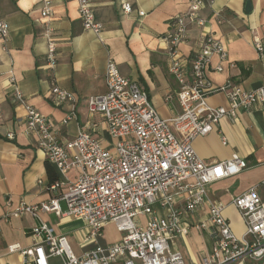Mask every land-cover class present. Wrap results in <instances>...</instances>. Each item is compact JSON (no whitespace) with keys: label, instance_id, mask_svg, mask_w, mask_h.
<instances>
[{"label":"built area","instance_id":"obj_1","mask_svg":"<svg viewBox=\"0 0 264 264\" xmlns=\"http://www.w3.org/2000/svg\"><path fill=\"white\" fill-rule=\"evenodd\" d=\"M77 2L84 29L93 31L104 42L103 24L95 20L94 0ZM212 2L190 0L188 9L173 17L171 29L164 36L169 70L179 83L176 97L181 111L177 115L161 116L148 91L136 79L123 75L115 60L108 58L107 91L89 96L86 102L90 113H100L107 122L116 140L111 147L87 129L61 140L52 118L15 89L14 100L26 112L24 131L36 136L37 146L44 151L56 178L48 184L52 195L46 200L36 204L22 200L17 206L8 201L7 211L0 217V237L3 220L25 212L41 219L40 212H50L60 218L81 219L83 245L92 247L77 255L67 234L56 232L41 219L29 231L34 243L26 248L10 244L8 252L20 251L27 264H52L57 257L61 264H187L182 251L173 248L172 242L196 228L211 240L201 264L264 261V180L231 199L245 225L239 236L225 216L227 204L213 199L209 186L248 168L247 159L234 153L228 159L208 163L193 147V141L209 134L223 117L235 118L240 111L264 105V81L259 87L246 89L233 81L214 85L209 79L212 57L228 59V50L220 39L206 34L190 59L182 55L179 45L187 36L189 24L203 26L206 19L201 11ZM122 8L125 13L133 11L127 0H123ZM51 11V2L45 1L42 16ZM144 14L139 10V15ZM9 31V23L0 19V39L6 40ZM44 36L46 60L53 68L57 47L50 24ZM254 45L264 55V41L259 36H254ZM214 69L222 71L223 66L219 64ZM10 81L15 82L14 75H10ZM51 92L55 105H73L62 121L67 125L77 117V96L55 82ZM217 92L227 95L229 107L208 103V97ZM7 137L13 139L14 134L10 132ZM222 139L227 143L225 137ZM157 207L166 209V213H159ZM205 208L207 219H196L195 214ZM109 223L121 235L116 241L102 244L100 238Z\"/></svg>","mask_w":264,"mask_h":264},{"label":"crops","instance_id":"obj_2","mask_svg":"<svg viewBox=\"0 0 264 264\" xmlns=\"http://www.w3.org/2000/svg\"><path fill=\"white\" fill-rule=\"evenodd\" d=\"M45 1L52 4L48 16H42ZM127 1L133 6L131 13L123 11V0H94L95 20L103 24L104 42H101L93 31L84 29L77 0H0V19L10 25L7 39H0V217L7 211L9 200L13 206L22 200L36 204L52 195L48 190L51 179L47 157L37 146L36 136L24 131L26 112L14 100L16 88L52 118L63 141L74 137L80 129H87L104 145H114L116 140L104 117L90 113L86 102L89 96L107 91L105 70L110 57L123 75L136 79L148 91L161 116L171 118L181 111L176 97L179 83L169 70L168 44L164 36L171 29L173 17L185 12L190 0ZM247 1L213 0L201 11L205 24L190 23L187 36L179 45L182 55L190 59L206 34L225 44L228 59L212 57L208 76L214 85L233 81L253 89L264 81V55H260L254 45V36L264 41V0H250L251 10L246 8ZM139 10L145 14L139 15ZM48 24L53 27L57 47V63L53 68L46 60L44 32ZM219 64L223 66L222 71L214 69ZM10 75H14V83ZM53 82L77 96V117L67 125L62 121L73 105L53 103ZM207 101L212 106H230L223 92L211 94ZM10 132L14 134L13 139L7 137ZM193 147L208 163L228 159L234 153L247 159L248 168L209 186L210 196L227 204L225 216L234 232L242 235L244 221L231 199L264 180V105L240 111L235 118L223 117L209 134L198 136ZM61 204L65 207L63 201ZM157 210L166 213V209L157 207ZM206 210L195 214V218L207 219ZM39 216L56 232L67 234L77 255L92 246L83 245L81 219L60 218L50 212H40ZM41 219L25 212L2 221L0 264H27L20 251L8 252V245L31 246L34 239L29 231ZM110 224L114 225L109 223L106 227ZM120 235L118 232L108 242L118 240ZM102 237H105V229ZM172 247L182 251L187 264H201L211 248V240L206 233L192 228L188 235L176 237Z\"/></svg>","mask_w":264,"mask_h":264},{"label":"rangeland","instance_id":"obj_3","mask_svg":"<svg viewBox=\"0 0 264 264\" xmlns=\"http://www.w3.org/2000/svg\"><path fill=\"white\" fill-rule=\"evenodd\" d=\"M117 235H118V231L116 230L115 226L110 224L109 226H107L105 228V237H101V241L100 242L102 244H104V243L108 242L113 236H117ZM61 263H62V261L58 257L52 259V264H61Z\"/></svg>","mask_w":264,"mask_h":264},{"label":"trees","instance_id":"obj_4","mask_svg":"<svg viewBox=\"0 0 264 264\" xmlns=\"http://www.w3.org/2000/svg\"><path fill=\"white\" fill-rule=\"evenodd\" d=\"M47 171H48L50 179L54 180L56 178V174H55L53 167L50 165L49 162H47Z\"/></svg>","mask_w":264,"mask_h":264},{"label":"water","instance_id":"obj_5","mask_svg":"<svg viewBox=\"0 0 264 264\" xmlns=\"http://www.w3.org/2000/svg\"><path fill=\"white\" fill-rule=\"evenodd\" d=\"M247 10H251L252 9V3L251 1H247V6H246Z\"/></svg>","mask_w":264,"mask_h":264}]
</instances>
